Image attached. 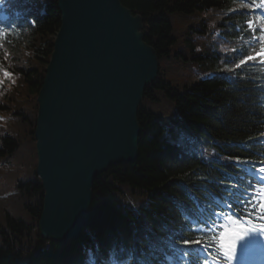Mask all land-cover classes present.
<instances>
[{"label":"trees","instance_id":"16d2710c","mask_svg":"<svg viewBox=\"0 0 264 264\" xmlns=\"http://www.w3.org/2000/svg\"><path fill=\"white\" fill-rule=\"evenodd\" d=\"M120 1L142 15L159 58L138 107V159L95 177L87 227L59 244L38 234L33 136L57 2L0 0L14 17L0 22V66L12 73L0 82V264H168V242L199 240L191 219L231 198L232 181L247 183L245 164L264 153V67L247 59L260 44L237 37L246 14L228 12L235 0Z\"/></svg>","mask_w":264,"mask_h":264},{"label":"water","instance_id":"95a60500","mask_svg":"<svg viewBox=\"0 0 264 264\" xmlns=\"http://www.w3.org/2000/svg\"><path fill=\"white\" fill-rule=\"evenodd\" d=\"M60 25L38 90L39 234L67 242L87 225L94 178L138 159V105L158 71L143 20L120 0H57Z\"/></svg>","mask_w":264,"mask_h":264},{"label":"snow or ice","instance_id":"6c2138e0","mask_svg":"<svg viewBox=\"0 0 264 264\" xmlns=\"http://www.w3.org/2000/svg\"><path fill=\"white\" fill-rule=\"evenodd\" d=\"M255 3L257 5H264V0H255ZM5 35L6 33L0 32V40ZM261 41L260 48L254 52L253 56L247 59H257L264 62V32L261 34ZM0 74L4 78L12 75V73L2 66H0ZM260 168H264V164H261ZM261 180H264V177H261ZM243 211L244 215L242 219L240 216L230 218L228 223L219 226V231L215 236L214 246L228 259L231 258L237 239L244 235L246 229L259 228L264 230V185L259 186L258 190L254 188L251 198L244 201ZM183 243L187 246L192 243L200 244V241L185 240ZM208 264H212V262L209 261Z\"/></svg>","mask_w":264,"mask_h":264},{"label":"rangeland","instance_id":"374dc122","mask_svg":"<svg viewBox=\"0 0 264 264\" xmlns=\"http://www.w3.org/2000/svg\"><path fill=\"white\" fill-rule=\"evenodd\" d=\"M234 8L238 9V10H246V11H252V10H256L258 12L259 9H264V5H253L248 3L247 1H241L239 3H236ZM254 13V12H253ZM249 25L254 28L256 26H263L259 17L258 16H253V19L251 20V22L249 23ZM241 240H243L246 244H249V238H240Z\"/></svg>","mask_w":264,"mask_h":264}]
</instances>
